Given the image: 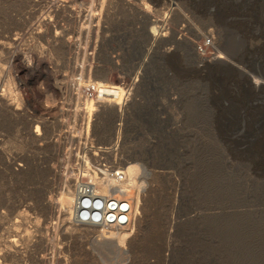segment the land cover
<instances>
[{
  "label": "rangeland",
  "instance_id": "374dc122",
  "mask_svg": "<svg viewBox=\"0 0 264 264\" xmlns=\"http://www.w3.org/2000/svg\"><path fill=\"white\" fill-rule=\"evenodd\" d=\"M74 1L103 9L98 39L76 42L95 59L68 37L85 14H62L64 37L24 42L27 66L12 36L34 0H0V264H264V0ZM210 34L220 57L196 50ZM81 75L130 88L87 141L68 111ZM84 158L112 174L105 230L68 209Z\"/></svg>",
  "mask_w": 264,
  "mask_h": 264
},
{
  "label": "built area",
  "instance_id": "2783aa9c",
  "mask_svg": "<svg viewBox=\"0 0 264 264\" xmlns=\"http://www.w3.org/2000/svg\"><path fill=\"white\" fill-rule=\"evenodd\" d=\"M33 3L34 4L31 10L35 16L34 22L36 24L24 31L15 32L12 36V40L16 45V48L19 47L18 52L23 55V61L27 66L32 65V57L36 51L32 44H24V42L26 43L27 39H33L43 35V25L46 29L51 31L54 30L57 38L64 37V34L69 32V30L65 27L64 20L62 19L63 15L66 17L68 16L70 19H73L75 22L77 21V23L80 24V19L83 13L85 14L83 24L87 22V26H83V24H81L80 32H76V34L73 33L70 36L68 35V37L71 40H75V48H78L79 51L83 50L88 57L95 59L100 47L98 42H96L93 47H81L80 44L77 46L76 42L83 37L92 36L94 31L96 34L95 39H98L103 18V9L94 10V6L91 5V7L88 8L81 7L80 13L76 14V6L78 4H82L84 6L83 2L74 0H34ZM43 6H45L44 10ZM74 12L75 15L73 17ZM60 22L63 24L60 29H57L58 27L56 25ZM195 46L198 54L203 57L207 58L218 54V51L214 47L215 38L213 37V34L204 37L200 43L195 42ZM13 48L15 47H12L11 50ZM217 56L219 57V55ZM80 68L81 70H84V67L81 66ZM71 86L73 94L70 98L72 101L69 103L68 111H71L75 115L78 114L83 116L84 120L79 131H86V141L89 139L90 131H92L93 118L100 110L99 105L103 103L117 102L123 92H127L130 89L124 82L120 85L105 84L89 79L84 80L83 75L75 77ZM50 118L51 117L48 119ZM43 129L44 126L42 122L35 125V131H43ZM104 167L108 168L107 166ZM87 202L90 203L87 198L83 199V207H90L92 205ZM78 217L86 220L90 216L85 215V210H83L79 214L76 213V218L78 219Z\"/></svg>",
  "mask_w": 264,
  "mask_h": 264
},
{
  "label": "bare ground",
  "instance_id": "6f19581e",
  "mask_svg": "<svg viewBox=\"0 0 264 264\" xmlns=\"http://www.w3.org/2000/svg\"><path fill=\"white\" fill-rule=\"evenodd\" d=\"M219 57H220V55H219ZM218 62L219 63H222V64H224V63H230V62H228L226 60H222V59H219ZM233 64H231V65H233ZM248 81L250 83V80H248ZM251 82L253 83V85L255 87L261 86V83H262L259 80H257V78L256 79H251ZM6 114H8V113H6ZM1 116H2V114H1ZM83 160H84V163L87 162L88 167L80 166V169L79 170H80V172H81L82 175L83 174H87V175H85L87 177L85 178V180H79V181H77V179H75L77 181V187H76V190L75 191L74 190L72 191L71 189L66 190V191H68L69 195L72 197L71 200L68 201V204L67 203L66 204L69 205L68 206L69 207L68 209H72L73 212L79 214L80 212H82L83 210H85V215H89L90 216L85 221H83V219L80 218V217H78V219L75 217L78 220V221H73V223L75 225L79 226L80 224H87V225H89L91 227H95V230H93V231L99 230L98 228H96V226H100V227L104 228V230H105L108 227H110V224L114 220V216H115L114 211L117 209L116 195H115L116 194V192H115V186H114V182H113V180L111 178V175L112 174H111L110 169L101 168V167L95 168V166H93L91 163H88L90 161L87 158H84ZM10 168H12V167H10ZM66 185H67V183H66ZM95 186H98L99 187L97 193H95L96 190L94 191ZM85 198H87L88 201L90 202V203L87 202L88 204H92L90 207L89 206L88 207H83L82 201ZM65 201H67V200H65ZM64 212H65V209H64ZM66 215H68V214H66ZM99 215L102 216L101 220L99 222L94 221V218H97ZM97 223H99V224L97 225ZM2 255H4V254H2Z\"/></svg>",
  "mask_w": 264,
  "mask_h": 264
}]
</instances>
